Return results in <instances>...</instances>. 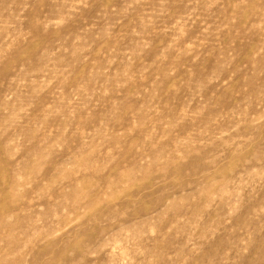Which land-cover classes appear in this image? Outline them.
<instances>
[{
  "label": "rangeland",
  "instance_id": "rangeland-1",
  "mask_svg": "<svg viewBox=\"0 0 264 264\" xmlns=\"http://www.w3.org/2000/svg\"><path fill=\"white\" fill-rule=\"evenodd\" d=\"M0 264H264V0H0Z\"/></svg>",
  "mask_w": 264,
  "mask_h": 264
}]
</instances>
